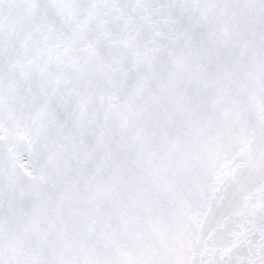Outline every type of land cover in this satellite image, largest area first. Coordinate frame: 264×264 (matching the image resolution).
<instances>
[{
  "label": "snow or ice",
  "instance_id": "obj_1",
  "mask_svg": "<svg viewBox=\"0 0 264 264\" xmlns=\"http://www.w3.org/2000/svg\"><path fill=\"white\" fill-rule=\"evenodd\" d=\"M0 264H264V0H0Z\"/></svg>",
  "mask_w": 264,
  "mask_h": 264
}]
</instances>
